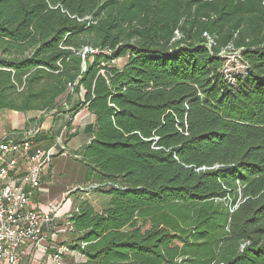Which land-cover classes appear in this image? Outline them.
Returning <instances> with one entry per match:
<instances>
[{
	"label": "trees",
	"instance_id": "obj_1",
	"mask_svg": "<svg viewBox=\"0 0 264 264\" xmlns=\"http://www.w3.org/2000/svg\"><path fill=\"white\" fill-rule=\"evenodd\" d=\"M84 109L79 264H264V0H0V111Z\"/></svg>",
	"mask_w": 264,
	"mask_h": 264
},
{
	"label": "built area",
	"instance_id": "obj_2",
	"mask_svg": "<svg viewBox=\"0 0 264 264\" xmlns=\"http://www.w3.org/2000/svg\"><path fill=\"white\" fill-rule=\"evenodd\" d=\"M39 131L40 127L25 131L19 140L0 138V264H19L30 248L41 245L44 227L57 208L50 204L44 212L34 205L42 173L55 155L54 147L46 149L35 141ZM70 251L67 244L57 245L52 264H65Z\"/></svg>",
	"mask_w": 264,
	"mask_h": 264
},
{
	"label": "crops",
	"instance_id": "obj_3",
	"mask_svg": "<svg viewBox=\"0 0 264 264\" xmlns=\"http://www.w3.org/2000/svg\"><path fill=\"white\" fill-rule=\"evenodd\" d=\"M82 111H87V113L91 115L86 109ZM93 121L94 117L91 115V120L88 123H91ZM3 137L19 140L22 137V134L20 132L14 131L7 133L0 138ZM72 139L73 138H71V140ZM58 140L57 144L49 147H54L55 155L53 156L52 162L44 169L42 173L41 189L36 193L34 198V205L37 210L47 212L50 208V204L55 205L57 208L54 210V218L52 222L48 223L44 227V240L42 244L30 248L29 254L24 257L19 264H52V252L54 251V248L60 244H68V242L70 241V235H68L69 230L67 229V225L69 224V222L67 219L73 207L74 200L70 195L67 196V194L69 193L67 192L69 177L65 174L60 175L58 171L60 168L59 166L61 163V158L68 155H75L74 153L77 150L81 149L84 144L88 142L89 137L85 139V142L82 145H70L69 142L71 140H69L65 145H59ZM40 146L45 148L44 145H41V143ZM71 192L72 190L70 191V193ZM63 232L67 233L63 235L61 234ZM84 261V256L76 250H71L70 253L64 256L65 264H79Z\"/></svg>",
	"mask_w": 264,
	"mask_h": 264
},
{
	"label": "rangeland",
	"instance_id": "obj_4",
	"mask_svg": "<svg viewBox=\"0 0 264 264\" xmlns=\"http://www.w3.org/2000/svg\"><path fill=\"white\" fill-rule=\"evenodd\" d=\"M226 65L228 66V69H230L232 72H240L243 70V66L241 64V61L238 59V56L236 53H232L226 56ZM125 61V59H120L118 61L119 64H122ZM42 114L36 111H30L27 113H19L16 111H10V110H3L0 111V137L3 135L23 130L26 128V123L29 122L32 118H42ZM44 122L40 126L41 131H48L51 129L53 125V117L50 115H45ZM91 120V115L87 113V111H81L79 112L72 123L73 130H71L70 133H77L75 137L69 142L70 145H82L85 142V139L88 138V136L83 132V128L85 125ZM74 131V132H73ZM64 132L62 135L58 137L59 145H62L65 140V134ZM60 175H67L69 177L68 179V191L67 196H69L71 193L70 191L75 190L77 187L83 186V175H84V167L81 166L79 163H77L74 160V157L71 155H68L66 157L61 158V163L59 166ZM67 231V230H66ZM67 232H63L61 234L65 235Z\"/></svg>",
	"mask_w": 264,
	"mask_h": 264
}]
</instances>
